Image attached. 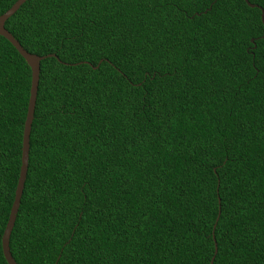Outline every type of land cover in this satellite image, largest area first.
<instances>
[{"label": "trees", "instance_id": "1", "mask_svg": "<svg viewBox=\"0 0 264 264\" xmlns=\"http://www.w3.org/2000/svg\"><path fill=\"white\" fill-rule=\"evenodd\" d=\"M246 1L26 0L4 22L50 55L15 264H264V0ZM29 86L0 37V238Z\"/></svg>", "mask_w": 264, "mask_h": 264}, {"label": "water", "instance_id": "2", "mask_svg": "<svg viewBox=\"0 0 264 264\" xmlns=\"http://www.w3.org/2000/svg\"><path fill=\"white\" fill-rule=\"evenodd\" d=\"M26 0H16L11 7L0 15V37L4 38L17 52V54L25 61L26 65L30 70V86L28 91L27 107L25 118L22 126L21 135V148H20V166L18 170L17 181L14 189L12 203L9 209L8 217L0 238L1 253L6 264H15L8 249V239L15 220L17 209L19 206V201L23 189V183L25 180L26 169H27V159H28V138L30 132V125L33 117V110L35 104V97L38 84V74H39V63L42 59L49 56L38 57L27 53L19 43L4 29V22L18 9L19 6ZM246 3L247 1L244 0ZM249 7H255L247 3ZM260 21L264 26L263 14L260 9ZM252 41V40H250ZM216 252L214 244V254ZM212 259H210V264H212Z\"/></svg>", "mask_w": 264, "mask_h": 264}]
</instances>
